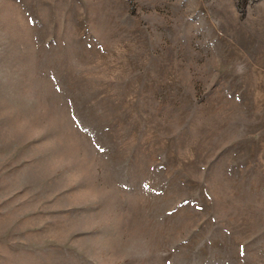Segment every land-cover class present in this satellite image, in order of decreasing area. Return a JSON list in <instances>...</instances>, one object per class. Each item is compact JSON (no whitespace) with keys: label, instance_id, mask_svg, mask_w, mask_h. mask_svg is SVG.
I'll list each match as a JSON object with an SVG mask.
<instances>
[{"label":"rangeland","instance_id":"374dc122","mask_svg":"<svg viewBox=\"0 0 264 264\" xmlns=\"http://www.w3.org/2000/svg\"><path fill=\"white\" fill-rule=\"evenodd\" d=\"M0 264H264V0H0Z\"/></svg>","mask_w":264,"mask_h":264}]
</instances>
